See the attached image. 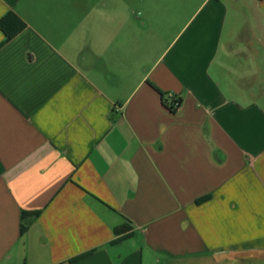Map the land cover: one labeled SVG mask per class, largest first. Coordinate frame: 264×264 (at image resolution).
I'll return each mask as SVG.
<instances>
[{"label": "crops", "instance_id": "0c3cea01", "mask_svg": "<svg viewBox=\"0 0 264 264\" xmlns=\"http://www.w3.org/2000/svg\"><path fill=\"white\" fill-rule=\"evenodd\" d=\"M254 259L264 0H0V264Z\"/></svg>", "mask_w": 264, "mask_h": 264}, {"label": "trees", "instance_id": "16d2710c", "mask_svg": "<svg viewBox=\"0 0 264 264\" xmlns=\"http://www.w3.org/2000/svg\"><path fill=\"white\" fill-rule=\"evenodd\" d=\"M23 27H24V24H23V23H20L19 28H18L17 31L21 30ZM14 33H15V32H14ZM14 33H6V37H7V39H10V38L14 35ZM27 215H28V213H26V212H23V213H22V217H23V218H24L25 216H27ZM20 229H21V232H22V231L25 229L24 225L21 224ZM121 229H122V228H121ZM116 232L118 233V232H119V229H117Z\"/></svg>", "mask_w": 264, "mask_h": 264}, {"label": "built area", "instance_id": "2783aa9c", "mask_svg": "<svg viewBox=\"0 0 264 264\" xmlns=\"http://www.w3.org/2000/svg\"><path fill=\"white\" fill-rule=\"evenodd\" d=\"M179 101L177 99H173L171 100V107L176 110L177 108H179Z\"/></svg>", "mask_w": 264, "mask_h": 264}, {"label": "rangeland", "instance_id": "374dc122", "mask_svg": "<svg viewBox=\"0 0 264 264\" xmlns=\"http://www.w3.org/2000/svg\"><path fill=\"white\" fill-rule=\"evenodd\" d=\"M137 11H139V10H137ZM196 264H204V263H196ZM205 264H219V263L211 261V262H206ZM250 264H258V261L256 259L250 260Z\"/></svg>", "mask_w": 264, "mask_h": 264}]
</instances>
